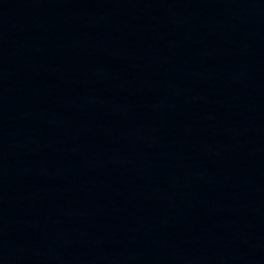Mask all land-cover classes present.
<instances>
[{"label":"water","instance_id":"water-1","mask_svg":"<svg viewBox=\"0 0 264 264\" xmlns=\"http://www.w3.org/2000/svg\"><path fill=\"white\" fill-rule=\"evenodd\" d=\"M0 264H264V0H0Z\"/></svg>","mask_w":264,"mask_h":264}]
</instances>
